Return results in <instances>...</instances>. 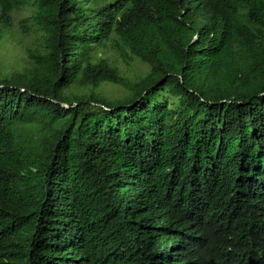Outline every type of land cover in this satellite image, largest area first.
I'll return each mask as SVG.
<instances>
[{"label": "trees", "instance_id": "trees-1", "mask_svg": "<svg viewBox=\"0 0 264 264\" xmlns=\"http://www.w3.org/2000/svg\"><path fill=\"white\" fill-rule=\"evenodd\" d=\"M17 21L0 264H264V0H0Z\"/></svg>", "mask_w": 264, "mask_h": 264}, {"label": "rangeland", "instance_id": "rangeland-1", "mask_svg": "<svg viewBox=\"0 0 264 264\" xmlns=\"http://www.w3.org/2000/svg\"><path fill=\"white\" fill-rule=\"evenodd\" d=\"M14 29L17 33L15 37L7 35L4 37L5 39L3 38L4 40H0V71L4 75L20 68L19 61L24 57L27 51L26 48L30 45L32 40V37L24 33L18 21ZM106 56L112 60L119 58L117 54L113 55V51L110 50L107 52ZM118 60L120 61L119 67L122 69L124 80L127 83H135L149 70V66L143 64L140 60L135 59L130 64L122 62L120 58ZM127 90L126 87L119 84H106L96 88L95 93L109 99L120 100L125 97Z\"/></svg>", "mask_w": 264, "mask_h": 264}, {"label": "clouds", "instance_id": "clouds-1", "mask_svg": "<svg viewBox=\"0 0 264 264\" xmlns=\"http://www.w3.org/2000/svg\"><path fill=\"white\" fill-rule=\"evenodd\" d=\"M156 245L159 246L160 245V242L162 239H164V237H159V236H156ZM160 241V242H159ZM194 242V241H192ZM192 242H187L185 243V247L183 248L184 251L188 249V245L191 244ZM179 246V245H177ZM167 247H170L169 245H167ZM66 248L64 247L63 248V251L65 250ZM172 252H174V250L172 249ZM155 257H156V261L159 263V264H182L181 263V257L179 258H174L172 257L170 254H167V252H162V254H160L159 250L156 251V254H155Z\"/></svg>", "mask_w": 264, "mask_h": 264}]
</instances>
